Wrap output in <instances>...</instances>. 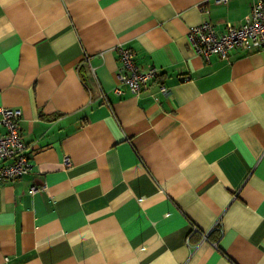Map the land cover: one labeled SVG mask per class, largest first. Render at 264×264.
<instances>
[{
    "label": "crops",
    "instance_id": "obj_1",
    "mask_svg": "<svg viewBox=\"0 0 264 264\" xmlns=\"http://www.w3.org/2000/svg\"><path fill=\"white\" fill-rule=\"evenodd\" d=\"M254 1L0 0V106L31 163L0 182V264H264V49L187 37ZM118 47L157 68L138 96Z\"/></svg>",
    "mask_w": 264,
    "mask_h": 264
},
{
    "label": "built area",
    "instance_id": "obj_2",
    "mask_svg": "<svg viewBox=\"0 0 264 264\" xmlns=\"http://www.w3.org/2000/svg\"><path fill=\"white\" fill-rule=\"evenodd\" d=\"M215 2L226 3L227 0H215ZM187 37L194 52L205 59L211 54H218L226 59L229 52L235 48L262 50L264 49V0H255L243 21L237 25L228 21L220 30L209 20H203L190 26ZM118 55L121 61L118 76L120 81L128 86L130 92L138 96L150 89L156 81L157 68L154 66L139 68L134 62V52L128 48L118 47ZM156 87L157 93L154 94L156 100L169 91L162 82H157ZM114 91L120 93L119 87H115ZM21 115L20 108L0 106V125L5 127V131L0 133V182L15 180L31 169L20 127ZM62 161L66 167L70 165L67 155L63 156ZM41 189L31 186L30 192ZM208 233H204L203 237L206 238Z\"/></svg>",
    "mask_w": 264,
    "mask_h": 264
}]
</instances>
